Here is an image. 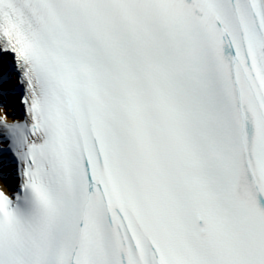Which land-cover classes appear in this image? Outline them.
<instances>
[{
  "label": "snow or ice",
  "instance_id": "1",
  "mask_svg": "<svg viewBox=\"0 0 264 264\" xmlns=\"http://www.w3.org/2000/svg\"><path fill=\"white\" fill-rule=\"evenodd\" d=\"M13 75L0 264H264V0H0Z\"/></svg>",
  "mask_w": 264,
  "mask_h": 264
},
{
  "label": "bare ground",
  "instance_id": "2",
  "mask_svg": "<svg viewBox=\"0 0 264 264\" xmlns=\"http://www.w3.org/2000/svg\"><path fill=\"white\" fill-rule=\"evenodd\" d=\"M6 111L10 112L11 110H10V108H9V109L1 108V109H0V116H4V115H6V113H5ZM6 117H7L6 121H8L9 118H8L7 115H6Z\"/></svg>",
  "mask_w": 264,
  "mask_h": 264
}]
</instances>
